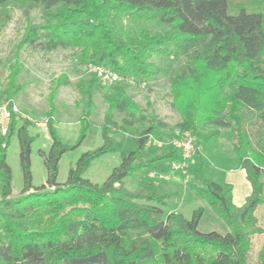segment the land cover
I'll list each match as a JSON object with an SVG mask.
<instances>
[{
  "label": "trees",
  "instance_id": "1",
  "mask_svg": "<svg viewBox=\"0 0 264 264\" xmlns=\"http://www.w3.org/2000/svg\"><path fill=\"white\" fill-rule=\"evenodd\" d=\"M17 1L42 17L28 25L23 45L46 53L73 49L80 64L107 68L119 79L107 85L95 73L79 82L81 94L90 96L80 142L100 89L108 105L104 144L84 152L64 183L59 163L74 146L58 136L51 113L46 127L53 144L48 154L41 152L47 169L41 186L33 184L29 122L18 128L23 188L17 194L7 162L17 114L5 134L0 127V264H264V241L252 256L253 236L264 234L257 215L264 205V0H0V6ZM123 17L157 28L125 27ZM165 56L184 59L170 81L171 105L180 115L176 133L164 130L155 113H143L129 92L161 74ZM19 73L11 65L10 99L19 91ZM111 129L131 134L135 147L95 183L83 175L94 158L113 149ZM184 132L196 147L198 183L188 184L225 221L226 234L199 230L202 207L190 218L164 214L177 193L151 174L167 171L162 161L184 162L169 143ZM151 136L165 142L162 153L147 155ZM232 169H244L252 187L241 206L227 181ZM129 176L142 188L129 190Z\"/></svg>",
  "mask_w": 264,
  "mask_h": 264
},
{
  "label": "rangeland",
  "instance_id": "2",
  "mask_svg": "<svg viewBox=\"0 0 264 264\" xmlns=\"http://www.w3.org/2000/svg\"><path fill=\"white\" fill-rule=\"evenodd\" d=\"M41 22V11L28 8L23 1L0 6V104L12 101L18 107V111H16L17 128L7 149V162L13 172L14 194L19 193L23 188L18 128L24 122H29V135L34 137L31 143L30 158L33 184L36 187L45 184L47 180V169L41 152L48 154L53 144L52 136L46 127L50 113L55 120L58 136L65 143L74 146L65 152L60 160L59 182H66L71 166L84 152L95 150L104 144L103 123L108 105L105 101L104 91L100 89L94 93L95 108L89 118L90 125L87 128L86 137L80 142L81 119L88 110L90 96H83L78 84L95 75L89 69V64H80L73 49L61 48L46 53L22 44L28 25ZM122 23L125 27L149 26L152 29L157 28L154 24L132 21L127 17L122 18ZM183 60L178 56L161 58V74L153 77L144 85L132 86L129 90L139 103L143 113L147 115L155 113L160 121L166 123L167 126L164 130L169 133L178 131L176 124L180 120V115L171 105L170 81ZM14 64L18 65L20 69L17 79L19 91L10 99L7 97L9 89L7 82L10 67ZM64 80H66L65 83L62 82ZM109 135L112 138L113 149L94 158L83 175L99 184H102L113 169L121 164L123 154L132 151L135 147L134 138L129 133L111 129ZM153 138L147 145V155L150 152L160 154L164 151L165 142L163 141L164 143L160 145L156 142L159 139ZM224 143L228 148L231 147L229 142L224 141ZM176 165L171 169L175 176L173 178L152 176L154 181L161 182L163 179L164 182L160 185L168 192L173 194L180 192V197H170L167 200V205L164 207L165 216L178 212L186 218H190L194 210L202 207L203 215L199 222V230L226 234L229 229L225 221L211 209L204 199L196 196L188 184V181L198 183L194 159ZM177 169H181L182 174L186 177L179 175ZM124 184L132 191L142 188L138 179L132 176L126 177ZM257 215L260 224L264 227V205L259 207ZM263 241L264 234L253 236V258H256Z\"/></svg>",
  "mask_w": 264,
  "mask_h": 264
},
{
  "label": "built area",
  "instance_id": "3",
  "mask_svg": "<svg viewBox=\"0 0 264 264\" xmlns=\"http://www.w3.org/2000/svg\"><path fill=\"white\" fill-rule=\"evenodd\" d=\"M89 69L97 74V76L101 79L103 84L108 85L119 79L116 73L110 71L107 68L94 64H89ZM16 111H18V107L12 101H8L6 103L0 104V127L2 133L5 134L7 132L12 114L16 113ZM153 139L154 138L151 136L148 141V144ZM156 142L159 143L160 145L164 143L161 140H157ZM169 143L181 151L184 161L193 159L196 151V147H195L194 137L190 134V132H184L181 135L174 136ZM151 176H155V174L152 173Z\"/></svg>",
  "mask_w": 264,
  "mask_h": 264
},
{
  "label": "crops",
  "instance_id": "4",
  "mask_svg": "<svg viewBox=\"0 0 264 264\" xmlns=\"http://www.w3.org/2000/svg\"><path fill=\"white\" fill-rule=\"evenodd\" d=\"M176 165V164H175ZM160 166L167 171L159 176V178H173L174 174L171 172L174 164L169 161L160 162ZM179 166V165H176ZM172 174V177H170ZM172 180V179H171ZM176 179H174L175 181ZM227 181L233 185V200L234 203L238 206H241L245 203L247 197L251 194L252 187L250 182L246 177V172L244 169H232L227 172ZM157 184L164 182L161 179V182L156 180ZM176 182V181H175ZM164 184V183H163ZM173 198L180 197V192L176 195L171 196Z\"/></svg>",
  "mask_w": 264,
  "mask_h": 264
}]
</instances>
